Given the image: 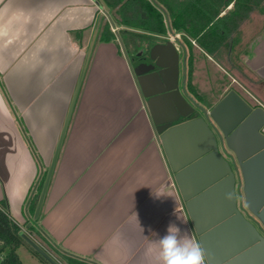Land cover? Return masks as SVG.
<instances>
[{
	"label": "crops",
	"instance_id": "crops-1",
	"mask_svg": "<svg viewBox=\"0 0 264 264\" xmlns=\"http://www.w3.org/2000/svg\"><path fill=\"white\" fill-rule=\"evenodd\" d=\"M99 10L95 0H0V201L60 264H155L170 223L197 236L119 40L97 38ZM246 26L249 83L264 85V23ZM239 81L234 90L264 106Z\"/></svg>",
	"mask_w": 264,
	"mask_h": 264
},
{
	"label": "water",
	"instance_id": "water-1",
	"mask_svg": "<svg viewBox=\"0 0 264 264\" xmlns=\"http://www.w3.org/2000/svg\"><path fill=\"white\" fill-rule=\"evenodd\" d=\"M153 55L157 72L140 75L130 64L131 72L208 264H264V106L252 107L230 89L209 110L202 109L203 116L184 119L193 106L185 99H192L184 90L185 70L179 88L177 48L168 40L154 45ZM20 236L49 264H60L26 231Z\"/></svg>",
	"mask_w": 264,
	"mask_h": 264
},
{
	"label": "trees",
	"instance_id": "trees-1",
	"mask_svg": "<svg viewBox=\"0 0 264 264\" xmlns=\"http://www.w3.org/2000/svg\"><path fill=\"white\" fill-rule=\"evenodd\" d=\"M103 2L113 22L105 20L100 23L98 40H115L116 34L111 29V26H115L125 49L130 53L145 42L165 41L166 39H158V36L171 29L193 38L206 54L213 55L214 51L238 30L242 21L249 17L250 11L259 8L264 0H103ZM190 75L191 66L187 57L186 85L192 88ZM42 182L43 177L38 185L37 194L30 203V211L35 209ZM32 229L33 226L28 227V231ZM21 231L20 225L10 216L6 202L1 200L0 264H22L16 252L21 245L27 247L44 264H49L22 239ZM65 261L67 264H87L68 255H65Z\"/></svg>",
	"mask_w": 264,
	"mask_h": 264
},
{
	"label": "rangeland",
	"instance_id": "rangeland-1",
	"mask_svg": "<svg viewBox=\"0 0 264 264\" xmlns=\"http://www.w3.org/2000/svg\"><path fill=\"white\" fill-rule=\"evenodd\" d=\"M95 2L102 14L101 20L109 21L108 17L103 13L105 10L101 3H99L98 0H95ZM111 22H113L112 18ZM262 23H264V2H262L259 8H253L250 11L249 18L242 21L239 25L240 28L232 34L233 37L227 38L224 43L214 51L213 55L206 54L202 48L196 44L193 38L180 32L172 31L171 29H167L164 34L159 35L158 39L162 38L172 42L179 40L186 44L187 57L191 66L190 82L192 86V88H187L191 92L194 90L199 101L209 110L222 96L223 90L228 88L235 89L237 87L236 82H232V76H236V78L238 76L239 80L243 83H241V81L239 82L243 84L245 88L251 90L255 96L264 97V85L261 83L258 85L249 83L250 79H248V76L251 77V75L246 65L249 40L252 38V30L247 31L246 27L248 26L246 25H252L254 29L255 27H259ZM111 29L116 34V40H119L121 48L122 46L125 48L124 43L118 35L117 27L111 26ZM255 43L253 44L256 45ZM253 44H251L252 47H254ZM217 62L221 64L223 70L217 65ZM254 102L255 101L252 103ZM17 253L23 264H30L28 261L30 259L24 256L22 250L18 249Z\"/></svg>",
	"mask_w": 264,
	"mask_h": 264
},
{
	"label": "clouds",
	"instance_id": "clouds-1",
	"mask_svg": "<svg viewBox=\"0 0 264 264\" xmlns=\"http://www.w3.org/2000/svg\"><path fill=\"white\" fill-rule=\"evenodd\" d=\"M231 200L232 195L226 196ZM155 264H208L207 253L200 242L188 232L170 223L167 234L157 240Z\"/></svg>",
	"mask_w": 264,
	"mask_h": 264
},
{
	"label": "flooded vegetation",
	"instance_id": "flooded-vegetation-1",
	"mask_svg": "<svg viewBox=\"0 0 264 264\" xmlns=\"http://www.w3.org/2000/svg\"><path fill=\"white\" fill-rule=\"evenodd\" d=\"M168 40L165 41H157L154 43V41H149L148 43H143L136 49L132 50L130 53L126 50V53L128 55L130 64L135 70H138L140 75L143 74H151L154 72H157L159 70V67L155 64L156 63V58H154V45L160 44V43H165ZM174 45L177 48L178 54H179V79H178V84L179 88L181 90L182 88V81H183V71L185 70V78H184V90L186 92L187 96H190L192 99H188L185 97V99L193 106V110L190 113V115L184 119L195 117V116H203V111L202 109H206V106L203 105L201 101H199V98L196 96L195 92L192 94H189L187 91V85H186V79H187V46L185 43L182 41L177 40L176 42H173ZM182 65L184 68H182ZM182 70V74H181ZM154 88V85L151 86V89ZM221 98V97H220ZM219 98V99H220ZM196 105H194V103ZM252 107H255L257 105H261V103H251L247 101ZM262 106V105H261ZM184 119H180L184 120ZM177 121V122H179Z\"/></svg>",
	"mask_w": 264,
	"mask_h": 264
},
{
	"label": "built area",
	"instance_id": "built-area-1",
	"mask_svg": "<svg viewBox=\"0 0 264 264\" xmlns=\"http://www.w3.org/2000/svg\"><path fill=\"white\" fill-rule=\"evenodd\" d=\"M261 131L264 132V125H262V127H261Z\"/></svg>",
	"mask_w": 264,
	"mask_h": 264
}]
</instances>
